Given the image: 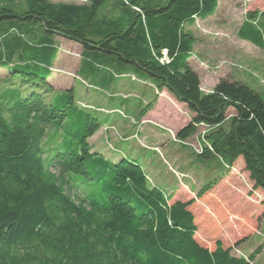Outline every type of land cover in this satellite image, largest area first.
I'll return each mask as SVG.
<instances>
[{
  "label": "trees",
  "instance_id": "obj_1",
  "mask_svg": "<svg viewBox=\"0 0 264 264\" xmlns=\"http://www.w3.org/2000/svg\"><path fill=\"white\" fill-rule=\"evenodd\" d=\"M83 1L0 0V264H252L260 248L248 256L233 252L242 241L214 250L198 242L195 199L170 203L141 163L95 151L89 139L103 123L72 86L51 82L55 37L139 66L159 80L140 120L158 91L172 93L193 112L176 139L204 126L198 156L230 166L243 157L254 188L264 190L263 96L234 79L204 93L190 62V27L215 15L219 1ZM238 35L263 49L264 10L248 12Z\"/></svg>",
  "mask_w": 264,
  "mask_h": 264
},
{
  "label": "rangeland",
  "instance_id": "obj_2",
  "mask_svg": "<svg viewBox=\"0 0 264 264\" xmlns=\"http://www.w3.org/2000/svg\"><path fill=\"white\" fill-rule=\"evenodd\" d=\"M218 1L215 15L190 27L196 37L190 62L200 76L202 91L210 92L221 79H234L245 82L264 99V48L238 35L248 12L264 10V0ZM106 12L113 14L112 5ZM29 38L37 44L38 37ZM54 42L59 55L52 84L57 89L72 86L76 100L88 104L103 123L89 139L94 150L141 163L153 183L173 195L170 203L195 199L191 210L200 222L196 239L201 245L214 250L218 241L224 247L242 241L233 252L249 256L260 248L252 264H264V190L254 188L243 157L230 166L216 154L198 156L204 126L188 140H177V130L188 123L193 112L170 92L158 91L157 106L140 120L141 110L156 98L159 80L139 66L98 50L84 53L81 44L63 37H55ZM234 114L231 108L227 117ZM223 174L218 185L196 198L203 185Z\"/></svg>",
  "mask_w": 264,
  "mask_h": 264
},
{
  "label": "built area",
  "instance_id": "obj_3",
  "mask_svg": "<svg viewBox=\"0 0 264 264\" xmlns=\"http://www.w3.org/2000/svg\"><path fill=\"white\" fill-rule=\"evenodd\" d=\"M238 253H241V252L238 251Z\"/></svg>",
  "mask_w": 264,
  "mask_h": 264
}]
</instances>
